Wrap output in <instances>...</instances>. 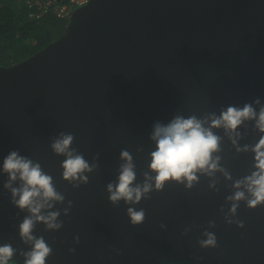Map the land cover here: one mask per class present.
Instances as JSON below:
<instances>
[{
	"label": "water",
	"instance_id": "obj_1",
	"mask_svg": "<svg viewBox=\"0 0 264 264\" xmlns=\"http://www.w3.org/2000/svg\"><path fill=\"white\" fill-rule=\"evenodd\" d=\"M245 104L257 113L264 107V0H91L76 9L57 39L0 66V245L16 249L9 263L24 264L21 253L33 247L19 232L31 213L4 187V159L18 151L39 163L64 197L43 210L58 211L63 227L36 222L33 229L52 249L46 264H264V204L249 209L239 202L230 218L243 228L225 220L235 182L256 171L255 154L237 150L264 136L254 120L235 133L212 129L221 138L214 156L231 179L216 171L190 189L186 182L159 191L153 184L136 205H113L107 192L126 163L122 150L133 157L135 183L146 172L155 176L149 165L157 122L177 115L205 120ZM61 132L73 134L71 148L98 165L83 173L87 182L63 179L66 156L51 148ZM130 206L145 211L141 225L131 224ZM205 232L216 236L215 248L201 247Z\"/></svg>",
	"mask_w": 264,
	"mask_h": 264
},
{
	"label": "clouds",
	"instance_id": "obj_2",
	"mask_svg": "<svg viewBox=\"0 0 264 264\" xmlns=\"http://www.w3.org/2000/svg\"><path fill=\"white\" fill-rule=\"evenodd\" d=\"M260 104V100L255 101ZM207 119L211 124L205 127ZM246 120H254L256 128L264 133V107H261L257 113L251 104H245L243 107L229 106L222 110L219 116L215 114L205 120L198 119L195 115L185 118L177 115L168 124L157 122L151 139L156 144V149L151 152V163L149 165L155 176L144 173L145 180L142 184L135 183L137 179L133 157L127 150L120 153L121 159L126 161L120 165L118 182L109 183L107 192L109 200L113 205L118 206L123 200L127 205L139 204L142 199L149 198L148 194L155 190H162L167 182L176 181L185 183L186 188H192L199 181L200 175L213 176L216 171L223 172L231 179L230 174L220 167L221 157L214 156L220 148L221 138L216 135L212 129L223 127L228 133H235L239 126ZM75 137L71 133L61 132L51 143L53 152L57 155H64L66 159L62 162L63 179L69 182L84 181L88 177L85 172H93L98 165L89 164L83 154H77L76 150L71 148ZM235 144L236 141L233 140ZM238 151L251 150L255 156V169L251 175L237 180L234 187L237 191L227 199L232 201L230 215L225 217L227 223H236L243 228L244 224L240 220H232L239 208V202L246 200L249 209H255L264 204V136L249 148L245 146ZM98 159V156L95 158ZM3 171L8 174L9 181L4 185L12 192L13 203L21 210L27 209L31 215L25 217L19 225L20 237L23 242H31L33 247L31 251L21 253L24 257V264H46V259L52 253L51 247L45 242L43 237L36 238L32 233L36 222H43L50 230H59L63 227V222L57 223L60 213L48 212L43 214L46 208H52V201H63L64 197L58 193L53 184L52 176L43 172L39 163H33L32 160L21 156L18 151H11L4 159ZM22 182V186L14 188L12 183ZM79 187V184H75ZM214 188L215 185H210ZM246 188L245 191L240 190ZM71 205V202H69ZM69 209H65L67 214ZM127 215L133 226L141 225L145 221V211L137 210L135 207L127 208ZM215 226L214 222H210ZM207 239L199 241L203 248H215L217 238L212 232H205ZM79 242V237H76ZM74 252L75 249H72ZM16 249L11 244L0 245V264H9L13 261Z\"/></svg>",
	"mask_w": 264,
	"mask_h": 264
},
{
	"label": "trees",
	"instance_id": "obj_3",
	"mask_svg": "<svg viewBox=\"0 0 264 264\" xmlns=\"http://www.w3.org/2000/svg\"><path fill=\"white\" fill-rule=\"evenodd\" d=\"M28 13L26 0H0V54L6 58L0 64L11 66L30 57L65 31L67 22L52 14L29 20Z\"/></svg>",
	"mask_w": 264,
	"mask_h": 264
},
{
	"label": "built area",
	"instance_id": "obj_4",
	"mask_svg": "<svg viewBox=\"0 0 264 264\" xmlns=\"http://www.w3.org/2000/svg\"><path fill=\"white\" fill-rule=\"evenodd\" d=\"M91 0H26L29 20H38L47 15H54L69 22L73 12L86 6Z\"/></svg>",
	"mask_w": 264,
	"mask_h": 264
},
{
	"label": "rangeland",
	"instance_id": "obj_5",
	"mask_svg": "<svg viewBox=\"0 0 264 264\" xmlns=\"http://www.w3.org/2000/svg\"><path fill=\"white\" fill-rule=\"evenodd\" d=\"M3 62H6V58L4 56H1V54H0V63H3ZM0 66H7V65L0 64Z\"/></svg>",
	"mask_w": 264,
	"mask_h": 264
}]
</instances>
